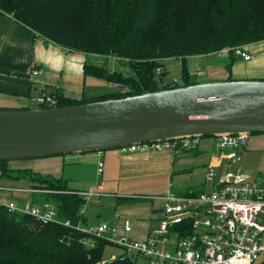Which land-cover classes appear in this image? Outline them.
Instances as JSON below:
<instances>
[{
  "label": "trees",
  "instance_id": "1",
  "mask_svg": "<svg viewBox=\"0 0 264 264\" xmlns=\"http://www.w3.org/2000/svg\"><path fill=\"white\" fill-rule=\"evenodd\" d=\"M0 11L48 42L83 54L86 78L119 85L89 98L59 93V106L196 84L186 66L188 57L264 43V0H0ZM93 56L116 58L127 65V73L111 69L107 61L92 63L89 57ZM168 58L183 61L181 85L164 81L163 61ZM224 59L230 74L227 80H234L233 65L238 59L233 54ZM124 88L128 92H122ZM256 134L263 133L251 136ZM10 161L0 160L2 176L13 178L17 171L20 179H28L36 188L59 191L35 193L33 202L53 204L61 223H44L0 204V264H136L129 254L106 258L109 243L102 239L92 247L84 244L88 235L75 225L84 222L81 209L86 201L67 179L28 168L14 170Z\"/></svg>",
  "mask_w": 264,
  "mask_h": 264
},
{
  "label": "crops",
  "instance_id": "2",
  "mask_svg": "<svg viewBox=\"0 0 264 264\" xmlns=\"http://www.w3.org/2000/svg\"><path fill=\"white\" fill-rule=\"evenodd\" d=\"M248 47L249 45L246 46L247 50ZM258 51L262 53L260 57L264 56V45ZM259 58L256 61L258 66L261 63ZM84 62L83 54L68 51L48 42L18 22L12 15L0 11V109H31L32 105L36 104L31 100V96L37 92L35 82L51 87L50 90L59 88L64 96L75 99L101 95L94 92L86 94L88 87L87 78L83 73ZM34 63H38L42 68V73L36 77L31 75ZM234 71L233 68L232 74ZM227 76L226 73L222 74L220 80L227 79L229 77ZM108 86L110 88L109 83ZM259 151H263L264 154V133L252 135L248 145L238 151L219 148L215 136L203 137L198 149L193 151L168 148L160 151L123 153L120 148L109 149L102 151L101 154L105 163L102 173L98 172V152L83 153L73 157L67 155L47 157L48 161L45 163L47 171L43 173L32 170L31 165L19 164L16 160L10 161L9 166L12 169L28 168L44 176L61 178L64 177L65 162L78 160L86 164L95 163L98 177L94 181L84 184V180L74 176L64 177L72 188L80 192H93L83 205L82 225H98L102 222L122 225L125 219H130L134 227L132 236L144 240L148 236L150 227L156 223L163 206L161 199L153 197L163 196L169 192L185 194L190 190L210 191L218 179L233 165L231 162L233 153H241L243 161V158L249 155L258 157ZM209 167H213L217 173V180L214 183L206 180ZM240 172L250 179L259 177H250L241 170ZM1 177L7 178L2 175ZM11 180L25 183L26 186H20L25 190L0 193V199L6 201L11 197L19 205H23L26 200L33 201L35 193H39L27 190L36 188L28 179ZM131 196L139 199L133 201ZM125 199L131 201L126 202ZM93 204L104 205L98 209V213H104L99 214V219L93 218ZM110 256L118 257L116 253ZM132 256L136 261L139 259L146 263L137 255Z\"/></svg>",
  "mask_w": 264,
  "mask_h": 264
},
{
  "label": "built area",
  "instance_id": "3",
  "mask_svg": "<svg viewBox=\"0 0 264 264\" xmlns=\"http://www.w3.org/2000/svg\"><path fill=\"white\" fill-rule=\"evenodd\" d=\"M231 54L237 59L251 61L252 54L246 46L226 47L219 52L223 58ZM42 73L38 63L31 68L33 77ZM118 88L117 83H110ZM37 92L31 100L40 107L59 106V88L48 90L47 85L36 83ZM122 92H128L124 88ZM249 134H222L216 137L221 149L238 151L248 145ZM202 136H187L174 140L152 141L122 147L123 153L160 151L168 148L193 151L198 149ZM102 152H98V172L102 173L105 163ZM242 154L231 155L232 163H240ZM206 180L214 183L217 173L208 168ZM22 188L0 186V193L23 191ZM30 192H59L43 188L27 189ZM92 191H82L80 195L87 201ZM132 198H136L131 196ZM0 199L12 211L23 212L44 223H61L57 210L49 203L37 204L26 200L19 205L14 199ZM163 202L156 223L150 227L144 240L132 236L134 227L130 219L122 225L102 222L98 225H75L77 230L88 236L83 240L87 246H94L97 239L120 247L125 254L137 255L147 264H258L264 252V180L250 179L231 169L220 177L210 191L190 190L185 194L166 193L153 197ZM83 214V208L81 209ZM66 225L72 226L70 221ZM116 256L111 257V259Z\"/></svg>",
  "mask_w": 264,
  "mask_h": 264
},
{
  "label": "water",
  "instance_id": "4",
  "mask_svg": "<svg viewBox=\"0 0 264 264\" xmlns=\"http://www.w3.org/2000/svg\"><path fill=\"white\" fill-rule=\"evenodd\" d=\"M240 133H264L263 79L198 82L69 106L0 110V160Z\"/></svg>",
  "mask_w": 264,
  "mask_h": 264
},
{
  "label": "rangeland",
  "instance_id": "5",
  "mask_svg": "<svg viewBox=\"0 0 264 264\" xmlns=\"http://www.w3.org/2000/svg\"><path fill=\"white\" fill-rule=\"evenodd\" d=\"M248 45V44H247ZM264 43H255L252 45H249L248 50L254 55V59L251 61H244L242 59H238L237 62L233 65V68L235 69L234 73L232 74V77L236 79H262L264 78V56H261V52L258 51L261 46H263ZM246 46V45H243ZM258 47V48H257ZM260 57V58H259ZM259 60L260 65L256 64V61ZM104 58V57H89V61L92 63H96L99 65H105L106 61L108 62V66L113 70H121L127 73V65L124 64L122 61L116 59V58ZM228 63L227 59H224L221 55L215 53L210 54L206 56H190L188 59H186V66L189 68L190 72L192 73V78H194L197 82H211V81H222L221 75L222 74H229V70L226 68V64ZM164 67L163 71L166 72V75L164 76L165 82H173L177 84H182L183 82V61L181 58H168L163 61ZM256 66V67H253ZM251 71V72H250ZM227 76V77H228ZM227 80V79H225ZM111 85V84H109ZM87 92L86 94L95 93V94H104L105 92L110 91L111 86L109 88L108 82L104 79L95 78V77H87ZM48 90H50L51 87L47 86ZM95 96V95H94ZM89 98V96H87ZM41 108L39 105L34 104L32 105L31 109ZM92 152H87L86 154H90ZM81 153H70L67 154V156L73 157L74 155H79ZM264 154L263 151L258 152L257 155H249L247 158H243V161L240 163H233V165L230 167L231 170L235 172H240L244 174H248L250 177L252 176H259L264 180ZM262 160V161H261ZM13 161V160H11ZM16 161H19V164H26L31 165L33 168L32 170L38 171L43 173L44 171H47V168L45 167V163H47L48 158L47 157H37V158H27V159H16ZM68 161V160H67ZM79 162V163H78ZM263 162V164H262ZM11 165V164H10ZM65 168L63 171V176L65 178H69L70 176H74L75 178L84 180V184L89 183V181H94L96 177H98V174L96 172V164L95 163H84L82 161L73 160L65 162ZM16 170V169H14ZM13 175H17L11 179H20L18 177L17 171L13 172ZM11 179H4L1 177V170H0V186H4L6 188H20V186H26L23 182H18L16 180ZM15 197H17L15 195ZM104 205L100 204H93V218L99 219V214L104 213H98L99 207L101 208ZM90 207H92V204H90ZM90 212L88 211V214ZM116 253L117 256L124 255V251L114 245V244H108L105 249V256L106 258L110 257V254ZM131 255V254H130ZM136 261V259H135ZM264 261V252L261 253L260 259L258 261V264ZM136 264H146L143 260H137Z\"/></svg>",
  "mask_w": 264,
  "mask_h": 264
}]
</instances>
